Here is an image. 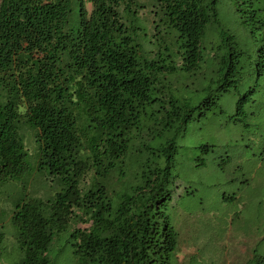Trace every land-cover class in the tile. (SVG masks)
<instances>
[{"label": "trees", "instance_id": "trees-1", "mask_svg": "<svg viewBox=\"0 0 264 264\" xmlns=\"http://www.w3.org/2000/svg\"><path fill=\"white\" fill-rule=\"evenodd\" d=\"M224 92L241 116L264 102V0H0V191L30 163L54 182L14 199L16 264L62 230L98 264H164L177 145L152 141Z\"/></svg>", "mask_w": 264, "mask_h": 264}, {"label": "rangeland", "instance_id": "rangeland-1", "mask_svg": "<svg viewBox=\"0 0 264 264\" xmlns=\"http://www.w3.org/2000/svg\"><path fill=\"white\" fill-rule=\"evenodd\" d=\"M208 80V74H196L191 81L201 86ZM235 96L224 92L211 108L196 107L186 124H175L152 141L160 147L174 136L177 145L165 186L169 197L155 208L156 218L166 214L176 231L164 264H264V102L247 104L241 116L235 113ZM25 140L33 152L31 136ZM154 155L165 163L158 151ZM44 171L30 163L26 174L7 180L0 191V264H16L23 256L11 208L17 197L54 187ZM48 256V264H98L73 253L68 230L57 233Z\"/></svg>", "mask_w": 264, "mask_h": 264}]
</instances>
